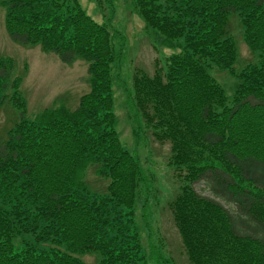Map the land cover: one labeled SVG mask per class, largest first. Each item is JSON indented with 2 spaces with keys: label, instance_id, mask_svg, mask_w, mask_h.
<instances>
[{
  "label": "trees",
  "instance_id": "trees-1",
  "mask_svg": "<svg viewBox=\"0 0 264 264\" xmlns=\"http://www.w3.org/2000/svg\"><path fill=\"white\" fill-rule=\"evenodd\" d=\"M1 1L10 40L85 62L89 91L74 109L56 104L29 120L12 60L0 58V110L17 112L0 136V264H83L91 254L97 264H149L133 225L145 176L114 128L110 19L95 22L77 0ZM131 1L178 50L151 75L134 70L131 105L153 141L169 145L179 186L167 209L188 264H264V0ZM233 16L259 58L238 73ZM209 65L236 78L229 103ZM88 167L106 183L100 194L86 189ZM150 258L173 264L158 250Z\"/></svg>",
  "mask_w": 264,
  "mask_h": 264
},
{
  "label": "rangeland",
  "instance_id": "rangeland-1",
  "mask_svg": "<svg viewBox=\"0 0 264 264\" xmlns=\"http://www.w3.org/2000/svg\"><path fill=\"white\" fill-rule=\"evenodd\" d=\"M85 13L99 24H107L112 33L114 61L112 64L111 93L115 131L121 146L134 156L141 166L145 182H141L136 196L133 225L143 253L149 264H156L151 258L152 250H158L173 264H188L177 229L167 209L168 201L178 191L179 180L168 167L169 145L153 141L138 123L131 105L132 74L142 69L152 74L157 59L177 53L176 48L162 45V38L146 29L136 14L131 0H77ZM5 6L0 0V58L13 63L12 77L19 78L21 94L26 102V118L29 120L41 111L56 104L74 109L80 96L89 91L87 64L76 60L70 65L62 64L53 54L41 51L37 46L14 43L4 28ZM231 36L236 47L234 72L259 63L258 55L247 48L238 17L230 19ZM210 76L221 86L230 102L237 85L236 78L229 71L214 65L207 68ZM17 120V112L5 105L0 110V136H3ZM138 130L137 136L134 131ZM139 136V137H138ZM86 189L100 194L106 183L95 176L91 168L82 175ZM197 192L208 195L202 184L195 185ZM228 209L232 206L225 205ZM22 239L14 242L16 247ZM24 241H31L29 236ZM41 247H46L42 245ZM83 264H97L99 257L93 254L78 257Z\"/></svg>",
  "mask_w": 264,
  "mask_h": 264
}]
</instances>
